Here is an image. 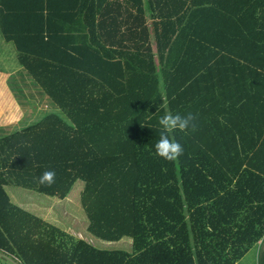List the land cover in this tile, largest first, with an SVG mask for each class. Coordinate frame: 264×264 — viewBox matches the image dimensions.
<instances>
[{"label":"trees","instance_id":"trees-1","mask_svg":"<svg viewBox=\"0 0 264 264\" xmlns=\"http://www.w3.org/2000/svg\"><path fill=\"white\" fill-rule=\"evenodd\" d=\"M0 32L64 117L0 135V256L235 264L261 242L264 264V0H0ZM166 112L197 116L170 134L176 161L155 150ZM76 182L88 231L131 250L73 238L5 190L62 200Z\"/></svg>","mask_w":264,"mask_h":264},{"label":"rangeland","instance_id":"rangeland-1","mask_svg":"<svg viewBox=\"0 0 264 264\" xmlns=\"http://www.w3.org/2000/svg\"><path fill=\"white\" fill-rule=\"evenodd\" d=\"M17 71L19 72L18 75H20V78L18 76H13L8 85L12 87L14 97L18 101L24 100L27 97V104L24 103L25 110H27L23 111L21 106L20 110L16 105L15 110L11 109L8 116L5 111L4 115L7 122L0 121V126L3 127V125L7 124L14 125V127L10 128L12 132H14L34 124L47 114L56 113L62 117L59 111L52 106L50 100H47L46 96L42 94L43 98H39L38 100L36 99L37 96L33 95L32 87L25 81V77L22 76V74L25 73L18 64L16 51L13 45L7 43L0 32V73H11L13 75ZM8 77L0 78V88L4 89L6 94ZM24 89H27V91L30 90V94H27ZM0 101H2V99H0ZM3 102L6 101L3 99ZM2 117L3 113L2 110H0V118ZM3 133H5L4 130L0 128V135ZM83 187V182L74 183L68 195L62 200L13 186L6 187L5 189L11 202L15 206L22 208L42 220L48 221L52 226L69 234L73 238L83 239L99 249L131 250L132 240L130 238H124L119 242H107L95 237L88 231L89 220L80 201ZM254 257H258L256 247L250 250L237 264H256L257 262L256 259L254 260ZM4 261L2 262L0 259V264H14L7 259Z\"/></svg>","mask_w":264,"mask_h":264},{"label":"clouds","instance_id":"clouds-1","mask_svg":"<svg viewBox=\"0 0 264 264\" xmlns=\"http://www.w3.org/2000/svg\"><path fill=\"white\" fill-rule=\"evenodd\" d=\"M197 116L188 113L181 115L166 112L160 119L159 125L162 128L160 138L155 144L156 154L167 160L176 161L184 153V148L175 138L170 137V134L176 130L187 132L189 129L195 131L197 125L195 121ZM56 180V172L54 170H45L39 177L38 183L42 186H52Z\"/></svg>","mask_w":264,"mask_h":264},{"label":"crops","instance_id":"crops-1","mask_svg":"<svg viewBox=\"0 0 264 264\" xmlns=\"http://www.w3.org/2000/svg\"><path fill=\"white\" fill-rule=\"evenodd\" d=\"M18 71L17 72H15V74H11V73H0V78H2V77H8V76H10V75H12L11 76V78L13 77V76H18L19 78H20V75H18ZM22 76H24L25 78V81L26 82H28L27 81V78H26V75L25 74H22ZM9 78V77H8ZM31 87H32V91H33V95H36L37 97H36V99H38L39 100V98L41 99V98H43V96H42V94H41V92L39 91V90H36L35 88H33V86L30 84V83H28ZM23 87H24V85H23ZM6 89H7V97H6V99H4V101H6V102H3V98H1L0 97V99H2V101H0V110H2V113H3V117L2 118H0V121H5V122H7V119H6V117H5V115H4V113H5V111H6V113H7V116H8V113H9V111L12 109V110H15V107H16V105L19 107V109H20V106H21V109L23 110V111H26L25 110V104L24 103H26L27 104V97H26V99H22L21 101H18L15 97H14V93H13V91L10 89V87L9 86H7L6 85ZM25 90V92H27V94H30V90H28L27 91V89H24ZM35 99V101L37 102V100ZM45 99V98H44ZM34 100V99H33ZM47 101V100H46ZM22 104V105H21ZM20 109V110H21ZM21 113H22V111H21ZM11 127H14V125H10V124H7V125H3V127L2 126H0V128L2 129V130H4V132L5 133H3V134H10V133H12V130L10 129ZM6 190V189H5ZM260 245H261V242H259L258 244H257V246H256V248H257V251H258V249H259V247H260ZM255 248V247H254ZM252 250V249H251ZM259 252V251H258ZM248 254V253H247ZM246 254V255H247ZM242 258H244V257H242ZM241 258V259H242ZM260 258L261 257H254V260L256 259V264H260ZM0 259H1V261L3 262L4 260H6V259H8L9 261H11L12 259H10V258H6V257H2V256H0ZM240 259V260H241ZM240 260H238V261H240ZM238 261L235 263V264H237L238 263ZM5 262V261H4Z\"/></svg>","mask_w":264,"mask_h":264},{"label":"built area","instance_id":"built-area-1","mask_svg":"<svg viewBox=\"0 0 264 264\" xmlns=\"http://www.w3.org/2000/svg\"><path fill=\"white\" fill-rule=\"evenodd\" d=\"M8 260V259H7ZM11 262H13L14 264H18V262H16L15 260H11Z\"/></svg>","mask_w":264,"mask_h":264}]
</instances>
